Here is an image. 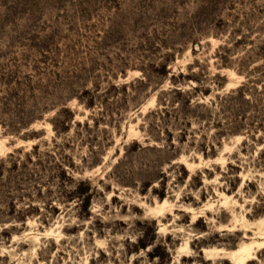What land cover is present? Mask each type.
I'll use <instances>...</instances> for the list:
<instances>
[{
  "label": "rangeland",
  "instance_id": "rangeland-1",
  "mask_svg": "<svg viewBox=\"0 0 264 264\" xmlns=\"http://www.w3.org/2000/svg\"><path fill=\"white\" fill-rule=\"evenodd\" d=\"M259 221L264 0H0V264H231Z\"/></svg>",
  "mask_w": 264,
  "mask_h": 264
},
{
  "label": "bare ground",
  "instance_id": "bare-ground-1",
  "mask_svg": "<svg viewBox=\"0 0 264 264\" xmlns=\"http://www.w3.org/2000/svg\"><path fill=\"white\" fill-rule=\"evenodd\" d=\"M167 204V202H163L161 204H156L154 208H151L150 211L151 213H155V217H162L165 214L164 213V207ZM149 211V210H148ZM150 213V214H151ZM225 212L222 211L218 218L220 221L223 220L225 217ZM157 215V216H156ZM165 218V217H164ZM200 218V216H199ZM160 219V218H159ZM198 220L196 219L194 223H197ZM263 222L259 221L255 224H250L243 226L245 231H249V229L252 227H256L258 230L256 233V238L253 239L252 242L250 243H242L237 249L231 250V251H225L223 249H218V248H205L202 250L203 256L208 259V260H227L231 264H249L253 260L256 259V255L259 251L264 250V230L262 229ZM226 227L225 230L228 229H234L236 226L234 223L230 224L229 226H224ZM224 231V229H223ZM235 232H239L240 230H234ZM246 239V238H245ZM187 249L186 247H184ZM184 250V249H183ZM187 251V250H186Z\"/></svg>",
  "mask_w": 264,
  "mask_h": 264
}]
</instances>
